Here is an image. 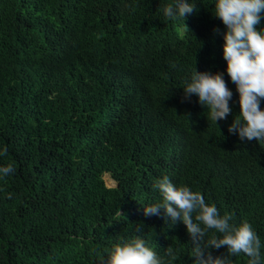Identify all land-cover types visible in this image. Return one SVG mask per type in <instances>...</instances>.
<instances>
[{
	"label": "trees",
	"instance_id": "16d2710c",
	"mask_svg": "<svg viewBox=\"0 0 264 264\" xmlns=\"http://www.w3.org/2000/svg\"><path fill=\"white\" fill-rule=\"evenodd\" d=\"M192 2L172 20L174 0H0V167L15 168L0 177V264H100L136 236L164 264L168 246L171 264H192L186 225L144 215L164 175L247 220L264 264V141L229 133L240 104L227 29L215 0ZM196 70L223 72L233 93L218 124L198 96L184 99Z\"/></svg>",
	"mask_w": 264,
	"mask_h": 264
},
{
	"label": "clouds",
	"instance_id": "9594fccd",
	"mask_svg": "<svg viewBox=\"0 0 264 264\" xmlns=\"http://www.w3.org/2000/svg\"><path fill=\"white\" fill-rule=\"evenodd\" d=\"M197 11L192 0H174L163 9L166 18L175 20L184 18ZM214 15L226 26L223 55L227 61V73L239 92L240 112L229 125L231 134L239 135L241 140L264 141V28L260 27L264 16V0H215ZM185 24V23H184ZM186 29L188 26L185 24ZM219 32V29H215ZM175 67V65H172ZM184 99L192 95L199 98L202 106H207V117L216 123L227 119L232 113L229 101L233 93L229 89L224 73L218 71H194L191 82H185ZM218 124V123H217ZM7 148L3 150L6 154ZM15 172L12 164L0 167V177ZM161 193V203L145 205L144 215L161 214V209L173 223L182 221L191 236L192 264H233L231 257L246 255L247 264H261V240L252 225L243 221L239 225L232 223V215H221L215 204L206 203L199 191L189 186L175 185L164 175L153 185ZM139 231V228H137ZM209 231L212 235L205 240ZM227 248L226 254L213 256L211 251L205 255V249ZM169 264L176 259L171 246L166 248ZM100 264H164V259L140 237L114 244L107 258L101 256Z\"/></svg>",
	"mask_w": 264,
	"mask_h": 264
},
{
	"label": "rangeland",
	"instance_id": "374dc122",
	"mask_svg": "<svg viewBox=\"0 0 264 264\" xmlns=\"http://www.w3.org/2000/svg\"><path fill=\"white\" fill-rule=\"evenodd\" d=\"M103 179H104L105 184L107 186H113L115 183L114 180L110 177V175L108 173H104Z\"/></svg>",
	"mask_w": 264,
	"mask_h": 264
}]
</instances>
